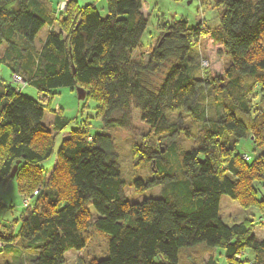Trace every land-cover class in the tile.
I'll return each mask as SVG.
<instances>
[{
  "label": "trees",
  "instance_id": "16d2710c",
  "mask_svg": "<svg viewBox=\"0 0 264 264\" xmlns=\"http://www.w3.org/2000/svg\"><path fill=\"white\" fill-rule=\"evenodd\" d=\"M106 1L103 16L98 0H70L59 14L49 0H0V68L41 95L35 99L0 78V182L22 158L16 174L21 195L44 184L24 206L19 227L0 228V264H65L67 251L86 247L90 207L94 227L109 236L108 254L84 264H219L215 256L185 261L183 254L199 247L223 249L228 264L250 263L239 256L251 249V263L264 264L257 219L227 224L220 215L226 194L264 217V0H213L220 26L212 36L231 57L215 77L200 76L199 52H193L206 25L164 23L144 60L133 56L146 46L142 0ZM77 86L88 87L87 97L100 104L103 126L94 133L71 128L47 177L43 163L76 118L58 112L50 125L45 108L58 89ZM134 110L151 129L134 145L151 173L136 177L135 189L162 190L141 201L127 199L119 152L105 131L129 127ZM247 138L254 156L238 148Z\"/></svg>",
  "mask_w": 264,
  "mask_h": 264
},
{
  "label": "rangeland",
  "instance_id": "374dc122",
  "mask_svg": "<svg viewBox=\"0 0 264 264\" xmlns=\"http://www.w3.org/2000/svg\"><path fill=\"white\" fill-rule=\"evenodd\" d=\"M62 1L63 0H49L50 3H54L55 9L58 8V14L66 9V7H63V9L61 8L60 3ZM79 1L81 4H84L88 1L94 0ZM142 4V10L149 18V24L143 37V42L146 46L144 48L135 49L133 52L134 57L148 60L150 52L160 38L161 27L163 24L184 19L187 20L191 26H196L201 23L203 27L206 25L205 28H207L206 34L202 35L199 40L194 43L193 47L194 53L197 51L199 52L197 61L199 62L200 76H203L204 72H209L214 77L224 74L226 67L231 62V57L215 37L212 36L213 31L218 30L220 26V20L217 11L213 6V0H143ZM97 5L101 15H106L107 1L98 0ZM45 32L46 28L42 29L39 33L36 40L37 44L40 43V38ZM174 62L175 59L167 61L160 72L153 76L155 81H161L170 65ZM15 74H12L4 66L0 68V78L22 88L27 95L41 100V95L36 88L32 85L18 83L14 79ZM87 90L88 87L86 86H77L73 89L68 87L60 88L57 90L56 94H53L50 105L45 108L44 121L50 125L55 114L58 112L76 118V121L73 124L68 126L63 133L58 135L53 155L43 163L44 167L49 169L47 177L54 168L62 138L71 128L81 125V127L89 128L90 132L94 133L100 131L103 126L100 117L97 115L100 104L87 97ZM43 103L48 105L47 101H43ZM150 130V126L146 121L141 119L138 110L133 111L132 122L129 127L105 130L113 136L116 143V149L119 152L120 162L123 169V177L126 181L125 195L129 201H141L148 197H158L162 195L160 186L145 190H136L134 186V180L136 177L146 178L147 176H151L149 167L147 165L141 166L140 156L136 155L134 151V145H138L143 141L145 142L144 137L151 134ZM178 141L182 143L184 148L191 147V141L183 138H179ZM238 148L241 152L247 153L251 156H254L257 153L253 151L252 142L248 138L241 140ZM246 156L247 155H244L245 158ZM23 163L24 160L22 158L15 159L7 182H0V224H2L0 228H2L3 225L8 224H13L18 228L24 208L30 206L32 197L35 195V190L44 187V184H39L33 193L23 196L21 195L17 186L16 174ZM89 211L91 213V225L88 232L89 239L86 247L79 251L73 249L67 251L65 255V264H84L95 257H105L108 254L109 236L107 233L94 227L93 223L96 212L92 207L89 208ZM220 215L227 224L242 221L246 217L255 218L257 219V224L254 228V232L257 237H264V217H262V212L257 208L245 210L238 201L223 194L221 196ZM189 255L195 260L199 259L200 262H205L210 256H215L219 264H228L224 250L220 248L206 250L199 247L193 249L192 251L183 254L185 261ZM239 258L241 260H250L249 262H251L254 260V251L247 249L244 253L240 254Z\"/></svg>",
  "mask_w": 264,
  "mask_h": 264
},
{
  "label": "built area",
  "instance_id": "2783aa9c",
  "mask_svg": "<svg viewBox=\"0 0 264 264\" xmlns=\"http://www.w3.org/2000/svg\"><path fill=\"white\" fill-rule=\"evenodd\" d=\"M69 1H70V0H63V1L60 3L61 8L63 9V7H66L65 5H67ZM14 79H15L18 83H21V84H24V83H25L24 79H23L20 75H18V74H15V75H14ZM246 158H248V156H246ZM37 192H38V189L35 190V194H36ZM25 205H26V202H25ZM248 264H252V263L250 262V263H248Z\"/></svg>",
  "mask_w": 264,
  "mask_h": 264
},
{
  "label": "crops",
  "instance_id": "0c3cea01",
  "mask_svg": "<svg viewBox=\"0 0 264 264\" xmlns=\"http://www.w3.org/2000/svg\"><path fill=\"white\" fill-rule=\"evenodd\" d=\"M78 2H79V4H81L80 3V1L79 0H77ZM143 1V0H142ZM89 2H92V1H88L87 3H89ZM51 4V6L53 7V9H55V7H54V3H50ZM85 4V3H84ZM58 9V8H57ZM57 9H55V10H57ZM44 36V35H43ZM65 115V114H64ZM67 116V115H66ZM69 117V116H68ZM69 134V132H67L64 136H66V135H68ZM51 171V170H50Z\"/></svg>",
  "mask_w": 264,
  "mask_h": 264
}]
</instances>
